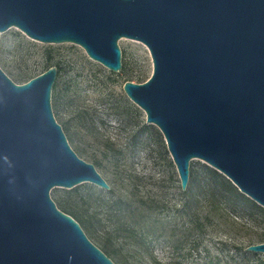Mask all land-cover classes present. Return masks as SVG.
Returning <instances> with one entry per match:
<instances>
[{
	"label": "water",
	"instance_id": "water-1",
	"mask_svg": "<svg viewBox=\"0 0 264 264\" xmlns=\"http://www.w3.org/2000/svg\"><path fill=\"white\" fill-rule=\"evenodd\" d=\"M11 27L114 72L118 41L142 42L151 74L123 90L162 134L181 189L200 159L264 208V0H0V31ZM56 73L16 83L0 68V264H116L49 195L109 189L53 116ZM245 250L264 256V242Z\"/></svg>",
	"mask_w": 264,
	"mask_h": 264
},
{
	"label": "rangeland",
	"instance_id": "rangeland-1",
	"mask_svg": "<svg viewBox=\"0 0 264 264\" xmlns=\"http://www.w3.org/2000/svg\"><path fill=\"white\" fill-rule=\"evenodd\" d=\"M118 45L124 69L114 72L89 58L77 44L41 42L16 27L0 31V68L14 82L23 83L49 67L56 68L50 106L76 154L92 163L115 193L133 190L137 198L155 197L161 202L157 218L164 228L159 237L144 244L112 238L117 254L107 256L116 264H259L260 259L264 264L262 253L245 250L260 243L264 234V218L257 214H245L234 222L221 218L218 211L204 223L202 233L194 232L188 241L174 246L171 225H175L173 239L181 238L183 231L191 230L194 216L203 221L213 208L200 189L196 200L182 207L178 173L162 134L146 122L143 110L123 90L125 81L140 83L150 76V54L135 39L121 38ZM203 164L200 159L190 160L188 185L203 176ZM99 190L105 189L84 182L70 189L53 187L49 195L58 207L61 200L74 204L76 198ZM95 203L89 201L86 207L91 204L93 212ZM97 210L99 216L105 213L103 208ZM80 225L88 239L105 251L101 229L91 233ZM193 241H199L198 249L192 247Z\"/></svg>",
	"mask_w": 264,
	"mask_h": 264
},
{
	"label": "trees",
	"instance_id": "trees-1",
	"mask_svg": "<svg viewBox=\"0 0 264 264\" xmlns=\"http://www.w3.org/2000/svg\"><path fill=\"white\" fill-rule=\"evenodd\" d=\"M123 69V66H121V70ZM32 77L30 76L24 81ZM201 167L203 176L196 184L191 181L189 185L187 184L185 190L181 189L180 184L178 185L181 205L182 207H188L192 204L196 200L197 189H200L203 196L205 195L210 201L213 211L208 213L203 221L194 216L191 219L193 224L191 230L183 231L182 237L175 240L173 239L176 235L174 231L175 225H171L169 237H171L172 242H175L174 246L176 248L188 241L194 232L202 233L204 223L210 221L218 211L221 218L225 220L231 219L234 222V218L245 214L248 216L257 214L264 218V208L240 192L224 175L206 164ZM135 192L131 190L126 194H117L113 188L99 190L96 194L94 193L95 196L91 193L85 198L82 196L76 198L74 204L61 200L58 208L72 216L91 233H95L100 228L102 232L101 246L105 250L102 251L106 255L111 254L114 256L117 251L111 245L112 238H127L137 244H144L148 240H156L164 228L163 222L157 218L158 211L162 207L160 200L155 197L137 198ZM89 201L91 203L96 202L94 204L96 208L94 207L95 210L93 209V212L89 210L92 207L91 204H89L88 208L86 207ZM99 207L105 210L102 216H99L100 212L97 210ZM262 235V239L259 242H264V234ZM198 246L199 241L192 242L193 248L198 249ZM122 264L126 263L122 262ZM259 264H263V259L259 260Z\"/></svg>",
	"mask_w": 264,
	"mask_h": 264
}]
</instances>
